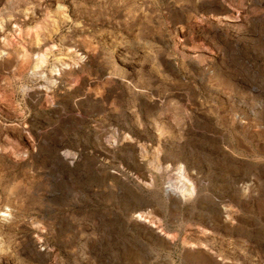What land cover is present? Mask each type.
I'll list each match as a JSON object with an SVG mask.
<instances>
[{
    "label": "rangeland",
    "instance_id": "1",
    "mask_svg": "<svg viewBox=\"0 0 264 264\" xmlns=\"http://www.w3.org/2000/svg\"><path fill=\"white\" fill-rule=\"evenodd\" d=\"M0 264H264V0H0Z\"/></svg>",
    "mask_w": 264,
    "mask_h": 264
}]
</instances>
